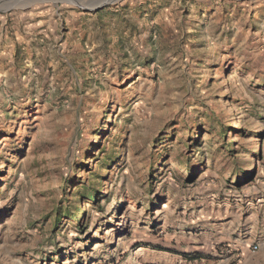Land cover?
I'll use <instances>...</instances> for the list:
<instances>
[{"label":"rangeland","instance_id":"1","mask_svg":"<svg viewBox=\"0 0 264 264\" xmlns=\"http://www.w3.org/2000/svg\"><path fill=\"white\" fill-rule=\"evenodd\" d=\"M99 1L0 2V264H264V0Z\"/></svg>","mask_w":264,"mask_h":264},{"label":"trees","instance_id":"2","mask_svg":"<svg viewBox=\"0 0 264 264\" xmlns=\"http://www.w3.org/2000/svg\"><path fill=\"white\" fill-rule=\"evenodd\" d=\"M227 134V132L223 131V137H225V135ZM227 148H224V150H226ZM228 152H231L233 150H227ZM259 153H261L260 150H258ZM111 160V157H108ZM113 161V160H111ZM108 170L105 169V173L103 175H98L97 177L99 178H104L106 177L108 174L107 172ZM81 190L78 188H73L69 194V197L72 199L71 201V206L69 204L65 205V208L63 210V207L60 210L55 211V218H54V224L53 225H57L60 223L61 219H60V215H63V213H70V215L67 217L69 220L71 221H76L78 227L75 228V230L79 233L83 232L84 229H86V225H84L85 220L87 218V212L85 209V206H83V202L84 201H89L91 204L98 206L99 203V199L102 198L103 193L99 190V189H93V190H89L87 187L85 186H80ZM77 189V190H76ZM65 204V203H64ZM70 211V212H69ZM190 259L193 260H197L200 259V257L198 255H192L189 257Z\"/></svg>","mask_w":264,"mask_h":264},{"label":"water","instance_id":"3","mask_svg":"<svg viewBox=\"0 0 264 264\" xmlns=\"http://www.w3.org/2000/svg\"><path fill=\"white\" fill-rule=\"evenodd\" d=\"M2 1L3 2H7L9 0H0V2H2ZM105 4L106 3L97 4V5L93 6V7L88 8V10H98V9L102 8V6L105 5ZM4 5L8 6L7 3H5Z\"/></svg>","mask_w":264,"mask_h":264},{"label":"bare ground","instance_id":"4","mask_svg":"<svg viewBox=\"0 0 264 264\" xmlns=\"http://www.w3.org/2000/svg\"><path fill=\"white\" fill-rule=\"evenodd\" d=\"M111 1H112V0H100V1H99V4H100V3L111 2Z\"/></svg>","mask_w":264,"mask_h":264},{"label":"built area","instance_id":"5","mask_svg":"<svg viewBox=\"0 0 264 264\" xmlns=\"http://www.w3.org/2000/svg\"><path fill=\"white\" fill-rule=\"evenodd\" d=\"M251 248H252L253 251H255L257 249V245L256 244H252Z\"/></svg>","mask_w":264,"mask_h":264}]
</instances>
